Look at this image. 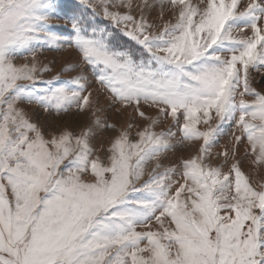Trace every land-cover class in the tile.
I'll return each instance as SVG.
<instances>
[{
	"label": "snow or ice",
	"instance_id": "obj_1",
	"mask_svg": "<svg viewBox=\"0 0 264 264\" xmlns=\"http://www.w3.org/2000/svg\"><path fill=\"white\" fill-rule=\"evenodd\" d=\"M78 4L84 11L66 16L70 32L62 37L52 31L55 0H0V264H264V184L254 185L239 161L227 171L206 162L221 125L234 121L232 156L245 143L253 163L264 164V93L249 79L250 69L264 68V0L242 10V0ZM157 6L161 17L170 6L174 21L150 31L144 13ZM116 31L131 46L116 43ZM38 46L76 51L79 59L61 71L91 68L113 103L149 121L138 139H130L129 123L106 159L95 155L98 131L115 130L97 115L99 95L84 71L38 87L37 72L48 71L37 68ZM20 57L31 60L17 63ZM25 102L96 118L79 134H46ZM141 102L177 123L182 115V140L202 141L179 166L157 171V160L147 179L145 164L173 147L174 133L154 131ZM218 155L227 164L229 151Z\"/></svg>",
	"mask_w": 264,
	"mask_h": 264
},
{
	"label": "rangeland",
	"instance_id": "obj_2",
	"mask_svg": "<svg viewBox=\"0 0 264 264\" xmlns=\"http://www.w3.org/2000/svg\"><path fill=\"white\" fill-rule=\"evenodd\" d=\"M58 4L57 12L59 16L53 20L52 31L59 33L62 37H67L70 32V24L65 25L66 16L72 14H79L84 11L82 5L78 4V0H55ZM151 3V0H149ZM194 4H199L201 0H192ZM250 0H242L241 10L243 6L246 5ZM134 4H142L143 0H133ZM164 15L161 17V9L157 6L154 10H145V17L148 22L153 25V28L150 31H158L159 28L163 26L165 22L169 19H173L171 15L170 6L163 9ZM139 9L134 12L138 15ZM98 22L102 26H108L111 29V25L108 24V21L105 20L102 16L98 17ZM58 25V26H57ZM115 31V30H114ZM117 40L116 43L131 46V41L128 37L124 36L122 33L116 31ZM234 35L240 36V32L233 33ZM244 34L251 35L249 29L244 30ZM36 64L37 68L47 67L48 71H38L37 75L39 81L37 86L40 88L47 87V84L40 83V81H50L59 74L60 82L68 80L71 76L77 74V72L84 71L85 74L89 76L91 81L90 90L93 92V95H99V103L96 105L97 115L102 117V123L104 120L107 123L115 126V130L109 128L107 131H98L95 139L92 141L94 147L95 155H99L102 159H106L107 150L110 146L111 139L122 129H124L129 123H132L134 126L130 130V139L136 140V132L140 130L145 124L149 121L140 117L138 113L134 112L133 107H124L121 103H113V98L111 93L105 91L101 85L95 82L94 77L91 75L92 69L87 68L81 63L80 68L76 72H64L61 71L63 66L66 63L76 62L79 59L78 53L74 50L64 48L61 51L50 50L47 47L38 46ZM31 57H28L25 60L24 57H20L16 60L17 63L30 62ZM249 79L250 84L257 91L264 93V68L259 70H249ZM55 83V82H54ZM245 99L251 100L254 97L245 96ZM22 107H26L29 115L32 118V122L37 123L43 131L47 134L50 132H58L60 129H68L77 134L86 126L89 125L92 121L95 120V116L92 115L91 111L77 112L75 107L69 109L67 113L56 112H45L44 109L36 104L27 105L25 102ZM141 111H144L146 115L152 117L156 120L154 131H167L171 128L174 133V139L172 141L173 147L169 149L166 153L161 154L154 160H150L145 164V175L142 179H147L148 174L155 167L157 160L161 162V168L157 171H163L164 167H171L173 165L179 166L183 159L191 158L196 155L199 150V146L202 141H187L182 140V133L179 131L180 124L183 123V116H180L179 123H177L171 116H168L164 113H159V110L155 106H146L141 102ZM212 126L217 124V120L213 118L211 121ZM202 130L207 126L204 124L198 125ZM239 134V129L235 126L233 122H225L221 125V132L218 136L216 142L211 148V157L210 162L213 166L224 165L223 171H227L231 166V163L234 161H239L242 171L248 175L254 185L264 184V164L256 165L253 163L254 157L250 154H246L245 143H241L236 146V154L232 156L231 149L234 145V135ZM229 151V157L227 164H224V156L218 155L225 150ZM174 179H179V175L174 176ZM182 182V181H181Z\"/></svg>",
	"mask_w": 264,
	"mask_h": 264
}]
</instances>
